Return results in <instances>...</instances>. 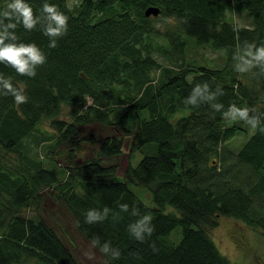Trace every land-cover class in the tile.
Returning a JSON list of instances; mask_svg holds the SVG:
<instances>
[{
	"label": "trees",
	"instance_id": "obj_1",
	"mask_svg": "<svg viewBox=\"0 0 264 264\" xmlns=\"http://www.w3.org/2000/svg\"><path fill=\"white\" fill-rule=\"evenodd\" d=\"M9 2L0 0V12ZM26 2L38 23L33 31L19 25L16 42L35 43L47 60L34 78L0 63V74L28 96L27 103L16 105L11 95H0V264H79L41 213L45 187L64 204L104 264H233L209 230L219 215H226L264 234V71L235 70V57L244 55L248 45L264 46V0H79L73 8L67 0ZM44 3L69 17L67 34L51 38L57 41L55 48L48 47L50 38L43 33L48 23L41 12ZM150 4L159 7L157 15H144ZM228 4L245 10L252 25L230 20ZM169 20L172 28L156 26ZM157 35L165 39L157 47L167 64L152 54ZM189 40L221 50L223 65L186 62ZM203 83L224 94L211 101L197 98L198 107L186 104L193 87ZM214 103L224 108L216 112ZM232 104L250 109L249 118L259 121L256 129L224 117ZM62 105L68 106V119L58 117ZM130 114L135 118L132 130L124 124ZM43 119L53 131L47 134L53 146L96 140L80 135L79 127L87 123L107 125L111 132L99 141L94 157L62 171L26 153L14 162L12 154L20 153ZM239 134L247 138L232 153L227 143ZM122 135H131V142L121 176L147 187L152 205L118 177L113 158L123 152ZM135 151L141 157L133 164ZM167 205L173 210L166 211ZM105 208L103 220L85 222L89 210ZM146 214L153 217L146 226L154 232L148 238L142 233L146 241L141 243L131 228ZM176 226L181 236L170 243L165 236ZM105 242L110 244L107 254L101 252ZM114 249L120 251L118 259L111 257Z\"/></svg>",
	"mask_w": 264,
	"mask_h": 264
},
{
	"label": "rangeland",
	"instance_id": "obj_2",
	"mask_svg": "<svg viewBox=\"0 0 264 264\" xmlns=\"http://www.w3.org/2000/svg\"><path fill=\"white\" fill-rule=\"evenodd\" d=\"M79 0H67L69 7L73 6ZM227 15L230 20L236 24L251 26L252 21L250 15L245 10H239L228 4ZM169 20L167 23L157 22L156 26L165 30L172 26ZM172 28V27H170ZM152 54L162 64L169 63V59L162 53L157 46L165 45V39L159 35L153 37ZM184 60L195 65H204L211 67L222 66L224 63L223 53L219 49H214L208 44H195L189 40L188 45L183 54ZM67 105H62L58 117L66 118ZM111 117L116 119L118 112H114ZM124 124L133 129L135 126V118L130 114L124 120ZM251 132V128L248 130ZM53 131L49 126L48 119H43L38 124V130L33 135L27 137L23 145L19 148L20 153L12 154L10 159L17 161L18 154L26 153L31 159L39 160L45 167H49L54 171L61 167V171L66 165L73 163H81L84 160L94 157L97 151L98 143L102 137L111 132V127L101 123H87L79 127L80 135H92L96 140L85 139L75 143H64L58 146H53L51 134ZM248 132V133H249ZM120 134V133H119ZM247 138V135H235L227 143V148L234 153ZM131 135H122V153L113 158L117 164V174L120 179L127 182L134 193L147 205H152L150 191L142 185H134L129 180L123 179L121 176L122 169L127 162V156ZM141 157V153L135 151L131 160L132 163H137ZM103 161H108L102 157ZM49 187H45L41 192L42 199L40 210L47 222L52 225L60 235L68 249L72 252L79 264H104V260L99 250L87 239H85L76 229L74 220L70 212L64 204L56 201L49 196ZM173 210L169 205L166 206V211ZM209 233L215 242L219 251L224 254L233 264H264V234L259 228L247 225L242 220L231 216L219 215L217 226L211 228ZM181 236L180 226L174 227L166 236V240L170 243H177Z\"/></svg>",
	"mask_w": 264,
	"mask_h": 264
},
{
	"label": "clouds",
	"instance_id": "obj_3",
	"mask_svg": "<svg viewBox=\"0 0 264 264\" xmlns=\"http://www.w3.org/2000/svg\"><path fill=\"white\" fill-rule=\"evenodd\" d=\"M41 12L45 14L48 23L43 29L44 35L48 36L49 48H55L57 41L51 39L53 37H63L68 31L69 17L59 10L54 4L44 3ZM38 23V15L26 0H10L3 12H0V63H3L13 68L18 74L34 78L36 76V69L46 63L47 57L44 52L35 43H17L18 37L15 30L19 25L27 31L36 29ZM9 29L14 31L9 32ZM9 38L11 42L5 43V39ZM235 59L239 63L235 65V70L240 73L249 72L254 67H260L264 71V46L256 47L254 44L248 45L245 53L242 56H237ZM0 87L4 89L0 95H11L14 98L16 105L28 102V96L23 88L13 85L9 78H5L0 74ZM217 94L223 95V89L217 88L216 92L209 91L207 83L197 84L193 87L190 95L184 101L188 105L198 107V99L214 100ZM211 108L220 112L224 105L221 103H214ZM249 111L247 107H237L235 104L229 106L227 111L223 112L225 118L230 117L232 121H247L253 129H256L259 123L257 118H249ZM264 132V128L260 129ZM122 209L127 208L126 204L120 205ZM108 209H103L102 212L97 210H89L85 216V222L91 224L95 220H103L107 216ZM150 214L144 215L132 228L131 232L138 242H145L146 237L142 233H147V238L151 237L154 232V227H148L147 222L152 220ZM110 251L109 242H105L101 246V252L107 254ZM111 257L118 259L120 257L119 249L111 251Z\"/></svg>",
	"mask_w": 264,
	"mask_h": 264
},
{
	"label": "water",
	"instance_id": "obj_4",
	"mask_svg": "<svg viewBox=\"0 0 264 264\" xmlns=\"http://www.w3.org/2000/svg\"><path fill=\"white\" fill-rule=\"evenodd\" d=\"M159 12V7L153 4H150L144 8V15H157Z\"/></svg>",
	"mask_w": 264,
	"mask_h": 264
}]
</instances>
